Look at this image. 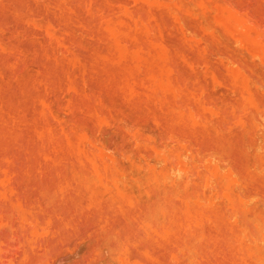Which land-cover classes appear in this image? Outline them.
Listing matches in <instances>:
<instances>
[{
	"label": "rangeland",
	"instance_id": "1",
	"mask_svg": "<svg viewBox=\"0 0 264 264\" xmlns=\"http://www.w3.org/2000/svg\"><path fill=\"white\" fill-rule=\"evenodd\" d=\"M0 264H264V0H0Z\"/></svg>",
	"mask_w": 264,
	"mask_h": 264
}]
</instances>
